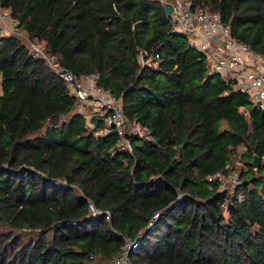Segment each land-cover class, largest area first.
<instances>
[{"label":"trees","instance_id":"trees-1","mask_svg":"<svg viewBox=\"0 0 264 264\" xmlns=\"http://www.w3.org/2000/svg\"><path fill=\"white\" fill-rule=\"evenodd\" d=\"M167 1L0 0L60 66L97 72L151 136L126 131L130 149L118 150L115 130L84 126L43 59L0 37V264H112L123 235L138 238L133 264H264V163L252 165L264 108L170 30ZM191 1L264 54V0ZM240 146L245 169L230 195L208 177Z\"/></svg>","mask_w":264,"mask_h":264},{"label":"built area","instance_id":"built-area-1","mask_svg":"<svg viewBox=\"0 0 264 264\" xmlns=\"http://www.w3.org/2000/svg\"><path fill=\"white\" fill-rule=\"evenodd\" d=\"M168 13L170 30L185 34L190 42L205 57L210 71L219 73L226 80H232L235 87L248 94L252 104L259 109L264 108V54L254 50L249 44L238 39L230 30V26L222 21L217 11H210L199 4L193 5L191 0H169ZM15 25V26H14ZM16 26L18 28H16ZM23 29L18 26L17 20L12 17L10 7L0 3V37L21 34ZM28 54L35 59H43L55 73L63 79L70 94L74 97L77 112L84 117V126L94 129L96 135L115 130L118 139V150L130 149L125 132L138 134L151 138L148 128L137 120L129 121L125 117L120 99L99 82V74L90 72L74 74L72 71L53 62L52 56L45 52L44 43L36 38H29ZM24 43V42H23ZM146 50H140L139 59L144 60ZM235 80V81H234ZM103 118L102 126H96L91 119ZM259 161L264 163V152L259 155ZM217 181L219 191L235 194V190L242 183V179L232 163L225 166L208 177ZM54 183L66 184L62 179H53ZM74 185V184H73ZM238 200H242V193H238ZM227 205V199L222 201ZM92 215L102 213L92 202L88 204ZM106 221H111V214L105 210ZM155 212L148 227L153 224L157 216ZM123 244L118 253L112 258V264H133L130 251L136 246L138 238L132 239L123 235Z\"/></svg>","mask_w":264,"mask_h":264},{"label":"rangeland","instance_id":"rangeland-1","mask_svg":"<svg viewBox=\"0 0 264 264\" xmlns=\"http://www.w3.org/2000/svg\"><path fill=\"white\" fill-rule=\"evenodd\" d=\"M15 26V25H14ZM16 28H18L16 26ZM21 42H24L26 45L29 46L26 38H25V31H23V35L21 34H15ZM244 150L243 146H240L235 150V152L232 154V167L237 171L240 172L241 169H245L244 160L241 158V153Z\"/></svg>","mask_w":264,"mask_h":264},{"label":"water","instance_id":"water-1","mask_svg":"<svg viewBox=\"0 0 264 264\" xmlns=\"http://www.w3.org/2000/svg\"><path fill=\"white\" fill-rule=\"evenodd\" d=\"M170 9L171 8H170L169 4H165L164 5V10H165V13L166 14H168L170 12ZM52 60H53V62H56L57 61L56 57H52ZM258 163H259V156L258 155H254L253 156V160H252V165L253 166H257Z\"/></svg>","mask_w":264,"mask_h":264}]
</instances>
